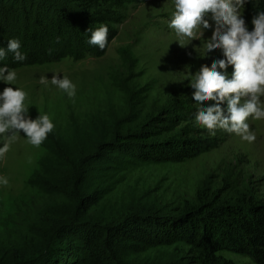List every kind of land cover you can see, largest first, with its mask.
Returning a JSON list of instances; mask_svg holds the SVG:
<instances>
[{
	"label": "trees",
	"instance_id": "obj_1",
	"mask_svg": "<svg viewBox=\"0 0 264 264\" xmlns=\"http://www.w3.org/2000/svg\"><path fill=\"white\" fill-rule=\"evenodd\" d=\"M16 1L0 0V46L19 38L27 53L19 63L40 64L95 54L87 29L110 25L137 0ZM261 10L264 0H250L243 8L249 28ZM136 91L119 85L115 95L128 102ZM196 111L177 100L141 114L130 103L123 109L126 121L107 119L91 132L96 147L80 151V158L69 148V137L54 136L28 181L38 195L25 206L26 226L16 243L0 242V264H170L143 258L168 248L180 252L176 264H231L223 251L264 264V200L197 192L192 202L169 207L121 187L119 178L135 166L182 164L205 151L207 142L190 125L182 126Z\"/></svg>",
	"mask_w": 264,
	"mask_h": 264
},
{
	"label": "rangeland",
	"instance_id": "obj_2",
	"mask_svg": "<svg viewBox=\"0 0 264 264\" xmlns=\"http://www.w3.org/2000/svg\"><path fill=\"white\" fill-rule=\"evenodd\" d=\"M30 2L17 0L16 4ZM59 2L61 4L63 0ZM173 11L172 0L132 1L122 10L120 18L107 25L108 43L104 49L96 46L95 54L58 56L40 64L36 61L19 63L12 53L8 54L2 64L17 71L18 81L13 87H22L28 92L26 103L31 116L35 118L38 111L47 113L55 128L48 134V141L39 147L28 143L21 132L0 160V175L9 180L7 186H0V242L16 243L25 228V206L38 195L37 189L30 187L28 181L38 169L46 148L53 147L54 136L69 137L72 141L69 148L79 157L80 151L87 154L90 153L87 148L93 150L96 147L90 134L102 128L107 119L113 123L128 119L123 109L127 111L130 103L141 114L159 106H170L177 100L196 108L188 86L189 74L194 76L204 65L210 67L221 53L217 50L205 57L204 41L199 40L180 45L174 30L167 24ZM241 12L243 14V9ZM205 36L210 37L211 33ZM228 71L231 73L232 68ZM53 73H59L61 77L67 75L75 83V98H69L50 82L48 86L39 82L41 75L51 79ZM127 83L135 86L137 91L130 93L131 101L122 102L115 95V88L129 85ZM6 86L0 82V90ZM261 100L264 101V96ZM193 117L182 126L190 125L194 135L207 142L201 155L171 166H135L127 176L119 178L123 180L121 187L126 186L130 194L154 197L169 207L192 202L197 192L217 194L233 201L248 197L264 200V119L248 118L250 130L256 133V140L248 143L223 130H217L212 136L207 130L195 127ZM124 161L120 157L119 163ZM220 254L231 264H256L245 255L229 251ZM179 257L180 252L173 248L143 254L145 259L170 264L179 262Z\"/></svg>",
	"mask_w": 264,
	"mask_h": 264
},
{
	"label": "clouds",
	"instance_id": "obj_3",
	"mask_svg": "<svg viewBox=\"0 0 264 264\" xmlns=\"http://www.w3.org/2000/svg\"><path fill=\"white\" fill-rule=\"evenodd\" d=\"M250 0H172L174 11L167 20L174 30L180 45L195 40L204 41L205 57L217 50L221 56L209 67L204 65L193 76L189 74V87L197 112L193 117L195 127L207 130L215 136L217 130L234 133L241 140L252 143L255 131L250 130L248 118L264 119V10L257 11L251 18L252 27L246 22L241 10ZM87 39L90 45L104 49L108 43L109 28L101 24ZM210 32L211 36H205ZM9 53L17 62L27 59L19 38H10L7 46H0V61ZM229 67L232 68L229 73ZM53 73L39 82H49L69 98L76 97V85L67 76ZM18 74L7 64H0V82L7 86L0 90V160L9 151L21 132L27 142L39 147L53 132L55 124L47 113L33 118L26 103L28 92L17 84ZM9 180L0 175V186Z\"/></svg>",
	"mask_w": 264,
	"mask_h": 264
}]
</instances>
